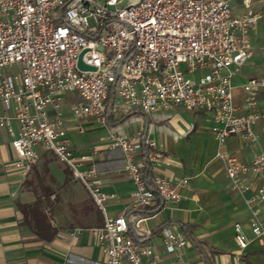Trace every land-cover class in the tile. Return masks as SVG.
Here are the masks:
<instances>
[{
  "label": "built area",
  "instance_id": "2783aa9c",
  "mask_svg": "<svg viewBox=\"0 0 264 264\" xmlns=\"http://www.w3.org/2000/svg\"><path fill=\"white\" fill-rule=\"evenodd\" d=\"M255 1L243 0L244 10L237 13L233 0H0V100L5 108L0 123L13 137V167L27 176L41 151L52 152L85 185L104 217L102 225L90 229L100 258L71 253L53 264H172L143 241L151 234L143 225L147 218L132 211L109 213V202L117 195L101 188L95 164L86 167L91 155L78 156L72 149L60 113L69 95L76 96L70 107L80 131L87 119L107 124L113 91L116 115L177 108L212 114L219 145L239 135L256 149L247 163L223 151L217 157L225 164L230 190L245 197L254 236L264 238V178L257 188L248 181L251 174L264 176V151L258 149L260 135L254 130L261 125L264 132V75L234 84L238 68L253 56L252 37L263 18ZM83 52V62L95 70L79 68ZM238 89L243 105L237 102ZM136 136L140 140L143 134ZM109 141L122 150L124 172L134 186L133 208L182 199L188 178L172 181L154 174L150 185L138 160L141 142L115 129ZM146 144L151 166L165 158L154 142ZM83 231L70 232L71 242ZM235 231L240 248L246 249L251 241L241 223ZM161 233L163 250L175 256L174 264H186V234L171 226Z\"/></svg>",
  "mask_w": 264,
  "mask_h": 264
},
{
  "label": "crops",
  "instance_id": "0c3cea01",
  "mask_svg": "<svg viewBox=\"0 0 264 264\" xmlns=\"http://www.w3.org/2000/svg\"><path fill=\"white\" fill-rule=\"evenodd\" d=\"M254 7L264 13V2L261 0H256ZM236 95L237 102L243 105V91L238 89ZM75 101L76 96L69 95L60 113L66 121L74 153L78 156L91 155L92 162L86 167L95 164L99 170L101 188L117 195V199L111 200L108 206L112 216L137 210L132 207L134 186L124 172L122 150L113 148L109 141L112 129L141 144L144 138L156 144V149L165 158L151 166L153 174L172 181L188 178V186L181 188L183 197L179 202L165 205L156 214L145 210L135 213L147 218L146 229L151 234L143 241L157 248L162 261L177 263L175 256L167 254L162 247L160 227L167 223V226L184 232L189 239L185 250L186 264H264V238L254 236L250 224L251 212L245 197L230 190L225 164L217 157V153L223 151L247 163L252 160L255 148L239 135H233L223 146L219 145L212 133L215 125L212 114L208 117L210 113L182 108L161 110L150 115L136 110L122 123L119 121L129 114L116 115L112 112L107 124L87 119L83 124L84 130L80 131L77 127L80 122L75 119L70 107ZM4 114L5 108L0 100V115ZM205 116L210 120L209 132L208 127L199 123V119ZM13 126L17 128L15 122ZM254 130L260 135L258 149L264 151L261 125H256ZM140 131L143 136L138 140L136 135ZM12 139L8 127L0 123V264H53L71 253L100 258V249L90 229L98 227L94 209L102 212L88 189L73 174L66 175V170L71 169L48 151H41V158L34 170L27 176L22 175L13 167L17 153L12 147ZM138 160L143 168L147 166L148 161L141 152ZM45 177L51 180L46 185L42 181ZM263 178V175L251 174L248 181L253 188H257ZM58 192H61L64 200H69L66 210L61 202H57ZM47 198L51 200V207H45ZM38 200L51 229L57 231L49 240L34 231L28 220V212L24 210V207H31ZM260 219L264 224V206H260ZM236 223L242 224L251 241L246 249H241L236 240ZM77 228L84 231L77 241L71 242L68 235Z\"/></svg>",
  "mask_w": 264,
  "mask_h": 264
},
{
  "label": "rangeland",
  "instance_id": "374dc122",
  "mask_svg": "<svg viewBox=\"0 0 264 264\" xmlns=\"http://www.w3.org/2000/svg\"><path fill=\"white\" fill-rule=\"evenodd\" d=\"M131 1H134V0H131ZM233 6H234L235 12H237V13H240L241 11L244 10L243 0H233ZM252 49H253L252 58H250L249 61L244 66L238 68L239 74L234 79V84L236 86L237 85L241 86L243 84V81L247 77L264 75V16L259 21L257 29L253 34ZM233 69H236V67L235 68L233 67ZM210 115L211 114H207L208 117H210ZM207 116H205L204 118L201 117L199 119V123H200V126L208 127L207 129L209 132L210 120ZM168 129L171 130L173 133H175L172 127H169ZM181 156H183L182 153H181ZM65 173H66V175L67 174L70 176L72 175V173L69 169L66 170ZM32 178L34 179L33 176H32ZM42 181L46 185V184L50 183L51 180L45 177L44 179H42ZM47 188H48V190H50L49 187H47ZM39 192L42 193V191H39ZM50 201L51 200H48V198L45 200V207L46 206L51 207V205H49V204H51ZM58 201L61 202L62 208H64V210H66L68 205H69V203H68L69 200H64L61 192H58L57 202ZM162 215H163V212L161 213V216ZM151 223H152V221L149 222V224H151ZM143 225L146 228V224L144 223Z\"/></svg>",
  "mask_w": 264,
  "mask_h": 264
},
{
  "label": "trees",
  "instance_id": "16d2710c",
  "mask_svg": "<svg viewBox=\"0 0 264 264\" xmlns=\"http://www.w3.org/2000/svg\"><path fill=\"white\" fill-rule=\"evenodd\" d=\"M116 100V94L115 92H111L110 96L108 98V110H107V118H108V122H110V119L113 115L112 110H113V104ZM133 114L129 113V115L125 116L121 121H119V123H122L125 121V119H127L129 116H131ZM149 149V146L146 144V139L144 138V142H142V149H141V154L144 157V159L147 157V151ZM143 173L145 176V179L147 180V182L152 185L153 184V172H152V167L149 163H147V166H145V168L143 169ZM41 201L38 200L34 205H32L31 207H24V210L26 211V213L28 212V220L30 222V225L33 227L34 231L41 237H43L46 240L52 239L57 231L51 229L50 224H49V220L47 218L46 215H44V213L42 212V206H41ZM164 207V205L161 202V199H159L157 201V203L153 206L150 207L148 209H137L135 211H132L133 213H142L144 210L147 211L150 214H156L158 213L162 208ZM95 211V215H96V225L100 226L103 224V216L101 213H98V209H94ZM144 217V216H143ZM168 224L165 223L164 225H162L160 227V230H162L164 227H166ZM185 228L187 227V225H183ZM135 239L139 242L140 238L135 237ZM208 264H211L208 262Z\"/></svg>",
  "mask_w": 264,
  "mask_h": 264
},
{
  "label": "water",
  "instance_id": "95a60500",
  "mask_svg": "<svg viewBox=\"0 0 264 264\" xmlns=\"http://www.w3.org/2000/svg\"><path fill=\"white\" fill-rule=\"evenodd\" d=\"M84 52H86V51H84ZM84 52L81 54V56H80V58H79V63H78L79 68H81L82 70H95V67H92V66H90V65H87V64H85V63L83 62V60H82V56H83Z\"/></svg>",
  "mask_w": 264,
  "mask_h": 264
}]
</instances>
